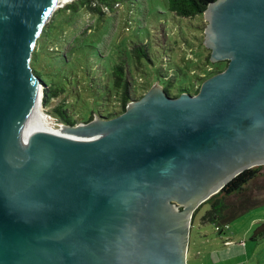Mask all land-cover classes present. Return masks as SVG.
Instances as JSON below:
<instances>
[{
	"label": "water",
	"instance_id": "95a60500",
	"mask_svg": "<svg viewBox=\"0 0 264 264\" xmlns=\"http://www.w3.org/2000/svg\"><path fill=\"white\" fill-rule=\"evenodd\" d=\"M56 3L0 0V264H186L194 212L264 166V0L207 6L204 45L227 66L197 94L153 85L113 119L56 123L75 138L24 145Z\"/></svg>",
	"mask_w": 264,
	"mask_h": 264
},
{
	"label": "rangeland",
	"instance_id": "374dc122",
	"mask_svg": "<svg viewBox=\"0 0 264 264\" xmlns=\"http://www.w3.org/2000/svg\"><path fill=\"white\" fill-rule=\"evenodd\" d=\"M73 1H57L37 50V73L63 91L45 106L43 87L39 86L40 110L53 129L60 128L56 123L67 126L53 113L61 104L74 120L71 127L87 124L90 116L91 121L94 117L107 121L113 118L103 119L98 114L121 112L119 103L109 101L114 95L116 66L123 68L133 84V102L153 85L161 91L167 87L172 96L181 88L194 94L216 74L217 63L210 61L211 51L204 45L208 24L204 14L185 19L169 12L168 0H121L114 12L104 17L83 10L71 15L64 8ZM139 46L144 47L148 59L132 56L131 49ZM221 63L220 69H225L227 61ZM248 191L255 199L264 200V169ZM205 210L202 208L191 222L186 264H264V238L252 240L264 223V205L230 221L220 236L212 226L200 224ZM224 241L232 246H224Z\"/></svg>",
	"mask_w": 264,
	"mask_h": 264
},
{
	"label": "trees",
	"instance_id": "16d2710c",
	"mask_svg": "<svg viewBox=\"0 0 264 264\" xmlns=\"http://www.w3.org/2000/svg\"><path fill=\"white\" fill-rule=\"evenodd\" d=\"M215 0H168V10L177 17L192 19L195 16L203 15L207 6L214 2ZM121 0H74L73 2L67 4L64 8L69 14H77L79 11H84L88 14L96 15L98 17H104L105 14H110L114 12V8L120 5ZM51 21H48L42 29L39 38L36 40L35 48L33 50L30 66L32 72L39 79L42 89V102L45 106L49 105L54 99L63 95V91L54 83L44 80L39 76L35 69V63L37 61V50L39 42L45 37L46 30ZM132 56L135 59H140L144 57L148 59L147 52L143 46L134 47L131 49ZM208 60V59H207ZM221 62H217L216 68L218 73L223 69H220ZM213 73H210L211 75ZM113 87L114 95H110V102L116 101L119 103V108L121 112L115 113L114 110L108 111L106 114H98L103 119L114 118L119 114H122L129 103L135 101L132 93L133 84L127 76L124 74V70L121 66H116L113 71ZM165 95L169 98H176L181 94L195 95L187 88H181L178 95L172 96L167 87L162 88ZM112 112V113H110ZM54 116L62 123L67 126H73L74 120L66 114L64 104L58 105L53 110ZM79 114V113H78ZM80 115V114H79ZM83 120L82 116L80 115ZM90 116L86 121L87 123L92 120ZM85 121V120H84ZM264 166L253 167L251 169L245 170L234 179H232L224 188L217 194L209 198L205 203H203L193 214L192 221L195 216L202 208H206L203 215L200 217L199 222L201 225H210L214 228L217 235H222L224 231L228 228L227 224L234 220L235 218L241 216L247 211L264 205L263 199H255L253 195L248 193L249 184L259 176H261V171ZM264 238V223H262L255 231L252 240Z\"/></svg>",
	"mask_w": 264,
	"mask_h": 264
},
{
	"label": "bare ground",
	"instance_id": "6f19581e",
	"mask_svg": "<svg viewBox=\"0 0 264 264\" xmlns=\"http://www.w3.org/2000/svg\"><path fill=\"white\" fill-rule=\"evenodd\" d=\"M35 91V102L31 107L30 128L22 136V142L24 143V145L29 141L30 137L36 133L46 134L54 137L75 138L77 136L76 131L65 130L61 127L59 129H53L50 126L48 119L40 110L41 90L39 86H35Z\"/></svg>",
	"mask_w": 264,
	"mask_h": 264
},
{
	"label": "crops",
	"instance_id": "0c3cea01",
	"mask_svg": "<svg viewBox=\"0 0 264 264\" xmlns=\"http://www.w3.org/2000/svg\"><path fill=\"white\" fill-rule=\"evenodd\" d=\"M257 240H258V239H257ZM257 240H254V242H256ZM224 246L230 248L232 245L230 244V241H224ZM228 251H231V249L228 250Z\"/></svg>",
	"mask_w": 264,
	"mask_h": 264
}]
</instances>
